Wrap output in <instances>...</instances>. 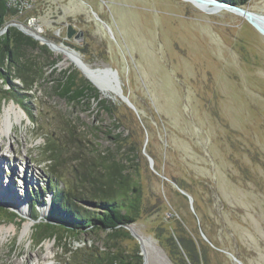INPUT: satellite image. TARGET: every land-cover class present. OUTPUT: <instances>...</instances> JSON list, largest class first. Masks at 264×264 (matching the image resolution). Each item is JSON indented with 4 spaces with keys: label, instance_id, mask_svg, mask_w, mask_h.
<instances>
[{
    "label": "rangeland",
    "instance_id": "obj_1",
    "mask_svg": "<svg viewBox=\"0 0 264 264\" xmlns=\"http://www.w3.org/2000/svg\"><path fill=\"white\" fill-rule=\"evenodd\" d=\"M244 6L264 14V0ZM11 10L1 33L16 26L74 50L94 68L117 70L140 113L120 94L100 88L117 105V121L95 100L71 104L57 95L51 85L61 70L88 77L50 47L59 61L55 70L45 67L47 79L36 85L39 98L30 106L36 122L19 104L0 98V171H17L11 189L0 183L6 195L0 197V230L10 228L0 234V264H67L68 248L111 249L105 233L87 229L60 230L39 243L31 201L45 219L50 183L83 196L72 159L80 153L77 146L65 142L66 160L57 169L44 159L47 137L64 141L68 121L92 149L115 147L108 138L115 122L124 124L133 142L143 204L126 226L129 238L120 241L125 251L139 249L143 264H192L183 237L208 264H237L224 250L245 264H264V35L242 15L205 12L183 0H34L29 8ZM33 17L40 24H31ZM9 106L21 121L13 111L8 118ZM12 189L17 193L10 198Z\"/></svg>",
    "mask_w": 264,
    "mask_h": 264
},
{
    "label": "trees",
    "instance_id": "obj_2",
    "mask_svg": "<svg viewBox=\"0 0 264 264\" xmlns=\"http://www.w3.org/2000/svg\"><path fill=\"white\" fill-rule=\"evenodd\" d=\"M226 1L244 5L250 0ZM11 13L13 11L8 8L6 0H0V31ZM43 61H47V64ZM58 61V58L53 57L48 45L40 44L37 39L25 34L18 27L10 26L0 34L1 100H13L29 114L33 122H36L33 118L34 111L30 110L34 99L39 98L35 93L36 85L41 79L46 78L45 67L49 66L55 70ZM52 80L54 83L51 89L69 103L89 104L91 100H95L100 109L105 110L110 116H115V121L119 119L117 105L109 98L102 97L99 88L76 69L61 70L58 77ZM115 128V134L108 132V138L115 147L106 149V152L92 149L89 145L90 141L70 121L63 127L67 140L49 136L43 148L46 155L44 159L51 161V167L57 169L66 160L67 147L65 148L64 144L70 142L77 146L80 153L72 159L75 164L77 184L83 189V196L65 191L59 182V184L50 183L49 190L52 191L53 198L45 219L37 214V201H31L30 216L36 221L35 228L38 231L39 243L47 237L57 238L60 230L75 232L87 229L105 233L106 244H110V250L112 248L115 250L104 253L95 250L94 253L87 249L68 248L67 252H70L71 259L67 264H143V256L139 249L125 251L120 245L123 238L130 236L126 226L135 222L142 210L143 186L137 166L133 165L136 155L133 142L125 136L126 127L123 123L115 122ZM84 204L93 207L85 208ZM15 214L11 215L17 216ZM66 232L69 234L68 231ZM181 238L183 237H180L179 241L183 246L182 249L186 251L192 264H208L206 258L200 256L197 247L189 245ZM172 245L177 248L175 241H172ZM193 251L198 262L192 254Z\"/></svg>",
    "mask_w": 264,
    "mask_h": 264
},
{
    "label": "bare ground",
    "instance_id": "obj_3",
    "mask_svg": "<svg viewBox=\"0 0 264 264\" xmlns=\"http://www.w3.org/2000/svg\"><path fill=\"white\" fill-rule=\"evenodd\" d=\"M34 33V32H33ZM36 35H40V34H37ZM52 48L56 51V52H62L65 54V56L67 58H69L73 63H75L82 71L83 73L88 76L94 84H96V86L98 88H100L102 91L104 92H112L116 95H121V89L119 88V85H118V80H117V75L114 74H111V72H109V68H94L92 65L88 64L81 56L80 54L76 53L74 50H70L69 48H65L64 46H61V45H57V44H54V42L52 41ZM14 112L15 115L17 116L18 120H22V115L20 113H18V111L16 110V108L14 106H9L8 109L6 110V115L10 116V118L12 117L11 116V112ZM12 121V120H11ZM10 121V127H12V125L14 124V121L11 122ZM8 129H10L8 127ZM1 160V159H0ZM5 166V162H2L0 161V168L4 167ZM8 167V166H7ZM8 171H10V169H7ZM7 171V172H8ZM7 172H1L0 171V183L3 184V185H6V184H10L9 188L11 189V184L13 182V174L17 171H13V174L10 173V175H8ZM7 174L6 178L4 179L3 177V174ZM17 174V173H16ZM4 179V181L2 180ZM2 181V182H1ZM7 181V182H5ZM15 181V179H14ZM4 182V183H3ZM27 184V180H26V183L25 185ZM6 187V186H4ZM24 187V185H23ZM8 194L9 197L11 198L10 194L14 192L17 193L14 189L12 190H8ZM17 195V194H16ZM0 197L3 198V199H6V195L4 196L3 195V192L0 190ZM0 198V199H1ZM14 199V198H12ZM18 200L21 199V196H18L17 197ZM4 201V200H3ZM18 204V203H17ZM16 207H18V205H16ZM21 211V210H20ZM31 223L27 224L25 226V229H24V233L25 232H28V230L31 228ZM11 228H13V226H11ZM10 228L8 229H5V228H2L0 230V234H4V233H7L9 231Z\"/></svg>",
    "mask_w": 264,
    "mask_h": 264
},
{
    "label": "water",
    "instance_id": "obj_4",
    "mask_svg": "<svg viewBox=\"0 0 264 264\" xmlns=\"http://www.w3.org/2000/svg\"><path fill=\"white\" fill-rule=\"evenodd\" d=\"M183 1L190 2V3H192L193 5H195L196 7L200 8L201 10H203L205 12H210L211 13V12H216V11H220V10H226V11H229V12H233V13L242 15L262 35H264V14L263 13L256 12V11H253V10L247 8L244 5H238V4H235V3H232V2L226 1V0H183ZM8 28H9V25H7L5 27V30L8 29ZM24 32L26 34L30 35V36H33L37 40H40L42 42V44H46V45H48V47H50L51 49H53L52 48V44H53L52 41H50L46 37H44V36H39L38 37V36H35V35H32V34H29L25 30H24ZM74 32H75V29L70 25L69 26V30H68V36L69 37H72L73 34H74ZM110 71H111V74H114V72L117 71V70L110 69ZM117 80H118L119 88L121 89V97L127 102V104L130 107H132L137 113H139L138 108L132 102V100L130 99L129 95L124 94L123 88L120 85L119 79H117ZM3 207H4V205H1L0 204L1 211H3ZM10 214H12V213L10 212ZM13 214H15V213L13 212ZM224 251L227 252L229 255H231L232 258H233V260L237 264H245L241 259H239L237 256H235L232 252L226 251V250H224Z\"/></svg>",
    "mask_w": 264,
    "mask_h": 264
},
{
    "label": "built area",
    "instance_id": "obj_5",
    "mask_svg": "<svg viewBox=\"0 0 264 264\" xmlns=\"http://www.w3.org/2000/svg\"><path fill=\"white\" fill-rule=\"evenodd\" d=\"M33 1L34 0H6V4H7L8 8H11V9H13V8L24 9V8H29L32 5ZM36 20L37 19L35 17H33V18H30L29 22L31 24H36V23L40 24V23L36 22ZM38 26H40V25H38ZM40 28L41 29H39V30H42L41 26H40ZM38 33H40V32H38Z\"/></svg>",
    "mask_w": 264,
    "mask_h": 264
}]
</instances>
